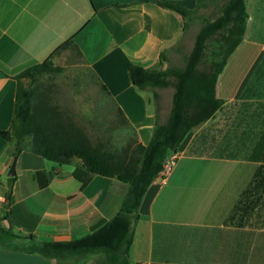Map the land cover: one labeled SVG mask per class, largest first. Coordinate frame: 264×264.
Wrapping results in <instances>:
<instances>
[{
	"label": "crops",
	"instance_id": "crops-1",
	"mask_svg": "<svg viewBox=\"0 0 264 264\" xmlns=\"http://www.w3.org/2000/svg\"><path fill=\"white\" fill-rule=\"evenodd\" d=\"M152 1L197 6V0H0V131L13 120V78L73 39L136 141L147 146L157 123L169 118L174 90H158L155 101L152 91L133 85L129 65L159 71L185 62L201 28L195 31L199 18L185 27L178 14ZM246 10L243 42L217 81L223 109L187 135L170 176H158L148 189L130 264H264V228L230 220L264 166V0H246ZM11 150L0 136V183L6 188ZM41 159L24 151L16 161L9 222L20 237L0 243V264H91L94 256L58 262L33 249L101 228L119 211L128 185L95 175L82 188L75 177L80 160L48 167Z\"/></svg>",
	"mask_w": 264,
	"mask_h": 264
},
{
	"label": "trees",
	"instance_id": "trees-1",
	"mask_svg": "<svg viewBox=\"0 0 264 264\" xmlns=\"http://www.w3.org/2000/svg\"><path fill=\"white\" fill-rule=\"evenodd\" d=\"M212 1L197 0L193 10L177 4L152 1L178 14L185 22V27L186 22L196 18L202 21V25L182 67L172 66L155 71L139 64L129 65L128 72L133 85L140 91H152L155 101L158 100V90L170 87L174 90L169 118L164 124L157 123L147 146L135 140L124 152L113 154L103 151V145L93 144L84 129L66 112L51 104L37 86L24 84V80L34 82L40 75L52 71V58L61 48L71 46L82 57L73 39L61 45L45 62L34 64L13 78L17 81L13 120L8 130L0 131V136L12 149L13 159H18L24 151L58 165H67L78 159L82 163V170L76 171L75 177L82 183V188L95 175L117 179L128 185L119 211L101 228L81 239L42 242L33 249L34 253L58 262L73 256H94L101 257L98 264H130L129 253L138 212L148 189L162 171L164 162L178 151L191 131L223 109L224 101L217 98V81L230 57L243 42L248 15L246 0H227L220 7L216 19L202 18L200 11ZM212 42L217 45L214 49L210 47ZM209 52L213 60L208 63ZM102 90L109 95L105 86H102ZM117 113L122 122L131 127L119 108ZM15 181L16 176L7 178L6 196L9 200ZM43 185L46 183L43 182ZM263 190L264 166L241 194L230 220L238 217V223L243 226V218L261 200L256 193H264ZM252 195L258 197L251 199ZM1 221L0 243L20 237L10 227L9 213ZM30 237L35 239V236Z\"/></svg>",
	"mask_w": 264,
	"mask_h": 264
},
{
	"label": "rangeland",
	"instance_id": "rangeland-1",
	"mask_svg": "<svg viewBox=\"0 0 264 264\" xmlns=\"http://www.w3.org/2000/svg\"><path fill=\"white\" fill-rule=\"evenodd\" d=\"M226 1L213 0L200 11V15L204 19H216L220 13V7ZM201 25L202 21L197 20L195 31ZM216 46L214 42L210 44L211 49L216 48ZM212 60V55L209 52L207 62ZM173 65L182 67L184 61H175ZM261 65L264 68V60L261 61ZM52 66V71L40 75L34 82L24 80V84L37 86L41 94L50 99L51 104L66 112L84 129L93 144L103 145V151L113 154L124 152L130 143L135 142V135L122 122L115 106L107 98L88 65L73 47L68 46L59 49L52 58ZM170 88L173 90V87ZM41 160L48 167L58 166L44 159ZM259 192L256 194L260 195V202L252 212L243 218L241 223L256 228H264V193ZM252 197L251 199H255L258 196ZM1 223L0 220V225ZM99 261H101V257H95L91 264H98Z\"/></svg>",
	"mask_w": 264,
	"mask_h": 264
},
{
	"label": "built area",
	"instance_id": "built-area-1",
	"mask_svg": "<svg viewBox=\"0 0 264 264\" xmlns=\"http://www.w3.org/2000/svg\"><path fill=\"white\" fill-rule=\"evenodd\" d=\"M179 159V155L177 153L172 154L170 157L166 159L163 165L162 171L158 176L165 181L171 174L175 165L177 164ZM7 188L5 185L0 183V219H3L10 210V200L7 199Z\"/></svg>",
	"mask_w": 264,
	"mask_h": 264
},
{
	"label": "water",
	"instance_id": "water-1",
	"mask_svg": "<svg viewBox=\"0 0 264 264\" xmlns=\"http://www.w3.org/2000/svg\"><path fill=\"white\" fill-rule=\"evenodd\" d=\"M213 119V118H212ZM16 161L17 159L15 158L13 160V163H12V166H11V169H10V172L8 174V177H15L16 176V172H15V167H16Z\"/></svg>",
	"mask_w": 264,
	"mask_h": 264
}]
</instances>
